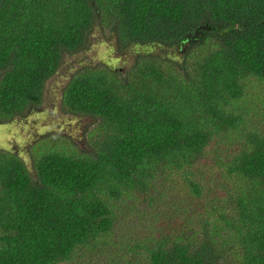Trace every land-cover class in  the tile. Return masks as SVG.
Wrapping results in <instances>:
<instances>
[{"label":"trees","instance_id":"16d2710c","mask_svg":"<svg viewBox=\"0 0 264 264\" xmlns=\"http://www.w3.org/2000/svg\"><path fill=\"white\" fill-rule=\"evenodd\" d=\"M98 31L118 56L159 44L180 60L76 70L61 109L93 122L86 150L48 137L30 169L0 149V264L115 245L124 212L151 219L128 264H264V121L247 113L264 96V0H0V123L36 111Z\"/></svg>","mask_w":264,"mask_h":264},{"label":"rangeland","instance_id":"374dc122","mask_svg":"<svg viewBox=\"0 0 264 264\" xmlns=\"http://www.w3.org/2000/svg\"><path fill=\"white\" fill-rule=\"evenodd\" d=\"M114 42L113 35L109 33L103 35L98 31L90 39V44L85 51L78 55L65 56L60 71L46 83L42 105L24 118L9 124L0 123V149L18 151L30 169V151L43 147L42 140L48 137L65 139L64 141L68 142L67 145L73 146L75 149L86 150L89 139L92 137L88 133L90 129H93V122L89 118L67 115L61 109L62 90L76 70L85 66H101L102 64L110 68L128 70L137 55H162L166 52L173 59L180 60L179 55H173L159 44H134L130 46L135 48L134 53L129 47L122 55L118 56ZM125 61L129 64L127 65ZM260 88L264 91V87ZM257 92L263 94L258 89L254 90L252 99L255 101L248 102L247 113L248 118L253 122H263L264 96H261L262 101H258L254 96ZM218 192H222V189L219 188ZM186 203L184 202L182 206H185ZM187 213L189 214V209H187ZM186 215L184 211L181 218ZM120 218L123 226L120 228V238L115 239V245L101 248L91 247L85 251L84 255H78L74 260L63 264H128L132 260V253L128 249L133 246L128 237L146 236L149 232L151 219L142 214L130 216L127 212L120 214ZM181 218L175 215L169 221L179 225L182 221ZM159 222L166 228L169 226L166 219ZM170 227L173 228L172 225Z\"/></svg>","mask_w":264,"mask_h":264}]
</instances>
